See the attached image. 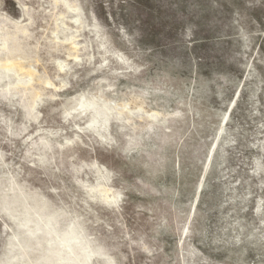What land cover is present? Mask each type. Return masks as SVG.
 <instances>
[{
  "label": "rangeland",
  "instance_id": "1",
  "mask_svg": "<svg viewBox=\"0 0 264 264\" xmlns=\"http://www.w3.org/2000/svg\"><path fill=\"white\" fill-rule=\"evenodd\" d=\"M0 35V200L76 223L92 264H264V0H0ZM13 219L0 264H28Z\"/></svg>",
  "mask_w": 264,
  "mask_h": 264
},
{
  "label": "bare ground",
  "instance_id": "2",
  "mask_svg": "<svg viewBox=\"0 0 264 264\" xmlns=\"http://www.w3.org/2000/svg\"><path fill=\"white\" fill-rule=\"evenodd\" d=\"M8 40H11L12 47L7 45ZM17 45L14 37L10 38L0 35V54L1 51H6L7 54L17 51ZM12 63V60L9 59H6L5 63H3L0 57V81L6 76L8 71H12ZM18 84H20L19 79L11 85L15 87ZM4 89L0 90L1 95L10 94V89L7 87ZM23 104L25 113L27 116H30L34 109L35 99ZM79 106L82 109L81 111L86 109L92 111L88 121L89 127L95 128L101 126L104 128L107 126L112 114L110 111L112 108L106 104L98 105L94 99H86L80 102ZM17 189V192H15L14 188L12 189L13 191L10 189L12 194L10 196L6 194L8 196L1 197L2 200H0V209L14 218L13 220L18 228L17 233L15 232L13 235V239L16 240V242H13L16 244L11 245L13 247L11 248V252H15L22 259H26L24 262H28V264L34 262L37 264H92L90 262V255L100 251V248L90 247L89 242L83 239V232L79 226L71 222L63 232L59 233L56 227L58 225L57 217L48 210V205L38 200L33 201L31 196L23 194L22 189L20 190L19 187ZM16 208H20V211L16 210ZM16 211H19L18 215L17 213L15 214ZM33 249H37L39 252L38 257L34 260L29 258V253ZM17 262L19 261L17 260Z\"/></svg>",
  "mask_w": 264,
  "mask_h": 264
}]
</instances>
